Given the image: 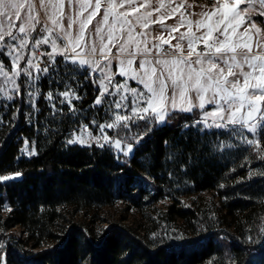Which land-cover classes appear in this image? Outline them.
<instances>
[{"label":"trees","instance_id":"1","mask_svg":"<svg viewBox=\"0 0 264 264\" xmlns=\"http://www.w3.org/2000/svg\"><path fill=\"white\" fill-rule=\"evenodd\" d=\"M97 92L91 81L84 104ZM63 99L55 116L45 96L39 111L18 96L2 115L0 174L20 173L0 182L3 264H264V139L234 143L227 129L192 127L201 111L176 112L126 157L69 144ZM118 205L138 222L97 225Z\"/></svg>","mask_w":264,"mask_h":264},{"label":"snow or ice","instance_id":"2","mask_svg":"<svg viewBox=\"0 0 264 264\" xmlns=\"http://www.w3.org/2000/svg\"><path fill=\"white\" fill-rule=\"evenodd\" d=\"M242 2L237 0L234 7L229 0H216L211 11L201 13L200 19L188 20L181 13L177 24L167 25L164 21L175 16L176 9L166 7L163 0H156L155 4L152 0H0V56L10 57L8 64L0 59V77L5 86L11 85L4 88L5 98L13 99L8 92L22 97L25 89H35L39 77L32 69L40 74L48 72L59 56L74 66L94 64L92 70L99 69L93 81L98 90L93 103L107 104L114 120L90 124L123 156H129L156 123H167L176 112L194 110L202 114L192 127L227 129L248 145L258 144L255 136L264 139V42L253 43L249 28H254L255 22L250 17L243 32L239 31L243 24L234 23ZM260 3L264 6V0ZM153 13L157 14L155 19H151ZM98 16L100 19L93 25ZM158 22L160 29L153 37L149 28ZM185 25L186 30L181 32ZM163 31L168 32L169 38L164 37ZM172 39L177 42L172 44ZM41 45H50L51 50L34 51ZM112 48L117 50L113 58L120 65L116 75L127 77L115 84L113 74L107 70L111 65L107 54ZM24 49H28L31 59L23 55ZM97 55L107 61L104 67L95 62ZM37 56L46 57L45 67L35 63ZM122 56L127 58L120 59ZM85 78L92 79L91 71ZM17 79L21 82L17 83ZM128 80L140 87H130ZM32 94L28 92L29 96ZM59 95L64 97L60 104L70 103L71 90ZM45 98L54 100L56 96L50 91ZM141 123L146 126L143 132L137 131ZM89 126L83 124L81 128ZM105 128H118L116 138L109 137ZM28 142L25 140V144ZM76 142L68 140L69 144ZM19 175L0 174V182Z\"/></svg>","mask_w":264,"mask_h":264},{"label":"rangeland","instance_id":"3","mask_svg":"<svg viewBox=\"0 0 264 264\" xmlns=\"http://www.w3.org/2000/svg\"><path fill=\"white\" fill-rule=\"evenodd\" d=\"M177 5L181 6L180 8L184 10V12L189 11L193 20L200 19V14L203 12H209L211 11L212 7L215 5L216 0H172ZM141 2V0H137V3ZM230 3L233 4L234 7H237V0H229ZM186 10V11H185ZM238 10L240 12V15L237 18V21L234 23L237 25L243 24V27L239 28L240 32L244 31V28L248 27L247 18L250 17L252 21L255 22L254 28H249V33L252 36L253 43L257 40L264 42V24L260 23L252 18V16L256 14H260L261 12H264V6L261 5L260 0H243L242 3L238 4ZM37 11L41 13L40 18L43 20V12L39 9V6L37 5ZM141 12L144 11V9L140 10ZM68 8L67 4L65 3V14H67ZM264 18V15H262ZM100 19V17H96L95 20H93V25ZM214 19V17H213ZM210 22V21H209ZM259 23V24H257ZM67 24V21H65V26ZM39 25H37V28ZM91 28V25L89 26ZM259 29V33L256 32V30ZM150 30V28H149ZM15 31V29H14ZM73 31L75 32V26L73 27ZM137 31H140V28H137ZM196 31V30H195ZM35 34V33H34ZM30 39V38H29ZM203 45V44H202ZM0 47H2V44H0ZM45 50H51L50 45H41L39 49H34V51L41 52ZM116 48H112L111 53H108L109 59L111 60V65L107 69L110 71L113 76L114 80L113 83L122 82L123 80L127 79V77H120L119 75H116V73L120 69L119 60L113 58V56L116 54ZM23 55L26 58L31 59V55L28 52V49L23 50ZM5 56H0V59L4 60ZM101 57L99 55L96 56L95 62L99 63L101 67H104V65L107 63L103 58V60L100 62L98 58ZM8 62L10 60V57H5ZM44 57L37 56L35 58V63L42 59ZM127 57L122 56L120 59H125ZM56 63L51 66V70L48 72H44L42 74L36 73L35 69H32L34 75L38 76V80L35 81L36 88L35 89H25V94L22 96L25 101V105L27 106V111L31 112L32 109L35 108L36 111H39L38 107V100L41 96H47L48 92H53L58 97L60 96L59 93L71 90V98L70 103L73 104L71 107V110H69L66 114H69V120H70V133L68 135V140L75 139L77 142L75 144L87 146V145H97L100 146L103 145H110L113 146L114 149L120 152L119 149H117L113 144H110L106 142L101 133L100 130L95 128V126H92L90 124L91 121H97L98 123H105L112 122L114 120V116H111L109 113V108L107 104L96 106L94 103H90L89 105L84 104V99L87 95V89L90 85L91 81L96 80L97 72L99 69H96L93 71L92 69L95 68L94 64L86 65V66H80V65H72L70 62L65 63V61L60 58L59 56L56 57ZM5 64L6 61L4 60ZM138 62V58H137ZM24 61L21 60L20 64L23 66ZM8 69L5 68V71ZM89 71L92 73V79H86L85 77L88 75ZM11 74V73H10ZM44 80H46V83H44ZM20 79H17V83H20ZM130 87H140L139 85L135 84L133 81L128 80ZM8 87L10 88L11 85L5 86L3 83V77H0V118H2L3 113L6 110H11L12 107L15 105V101L17 99V95L12 92H8L7 95L13 96V99L11 101H8L5 98L4 94V88ZM38 89V91L36 90ZM32 91V95L29 96L28 92ZM130 95V94H129ZM64 98V97H63ZM46 99V98H45ZM46 105L52 109V115L57 114L56 107H52L54 104V100L46 99ZM31 101L36 103L34 104V107L31 106ZM66 103H69L66 101ZM7 104L5 107L4 105ZM6 109V110H5ZM118 111V110H117ZM61 113L58 112V115H61ZM211 123V121H209ZM83 124H89L90 126L87 129L81 128V125ZM163 124V123H160ZM203 128V126H201ZM213 129H217L215 127H212ZM118 128L113 129H107L105 128V132L109 135V137L116 138L115 134ZM91 133V135H89ZM233 137V142H239L241 143L242 140L240 137H238L235 133H231ZM254 140L259 141L261 138L259 136H255ZM83 141V142H81ZM245 142V141H244ZM258 143V144H259ZM26 155L29 154V151L24 152ZM125 216L128 220L127 223H132L133 221L138 222V218H140L139 215L134 216L133 212L126 211L123 205H118L113 208H107L102 212L101 219L98 220L97 225L107 227L109 224H116L119 221V218L121 216ZM96 225V226H97Z\"/></svg>","mask_w":264,"mask_h":264},{"label":"crops","instance_id":"4","mask_svg":"<svg viewBox=\"0 0 264 264\" xmlns=\"http://www.w3.org/2000/svg\"><path fill=\"white\" fill-rule=\"evenodd\" d=\"M152 2H153V4H155L156 0H152ZM163 2H164V4H165L166 7L169 6V5H171L172 8H175V9H176L175 16H173V17H171V18L165 20V21H164L165 24H167V25H175V24H177V23L179 22L180 14H181V13L184 14V16L186 17V19H188V20H193V18H192V16H191V14H190L189 11H186V10H185L186 12H184V10L181 9L182 7L179 6V5H177V4H176L175 2H173L172 0H163ZM180 7H181V8H180ZM156 15H157L156 13H153V16L151 17V19H155V18H156ZM193 21H194V20H193ZM257 24H259V23H257ZM186 27H187V25H185L184 27L180 28V31H181V32H184V31L186 30ZM158 29H160V24H159V22L156 23V24H151V25H150V30H151V33H152V36H153V37L156 36V35L158 34V32H157ZM195 30H196L195 25H193V31L195 32ZM163 35H164L165 38H169V36H168V32H167V31H163ZM172 35H176V36H178L179 34H178V33H173ZM176 42H177V41H176L175 39H172V40H171V43H172V44H175ZM164 47L167 48L168 45H164Z\"/></svg>","mask_w":264,"mask_h":264},{"label":"built area","instance_id":"5","mask_svg":"<svg viewBox=\"0 0 264 264\" xmlns=\"http://www.w3.org/2000/svg\"><path fill=\"white\" fill-rule=\"evenodd\" d=\"M199 48H200V49H202V48H203V45H202V44H200V45H199ZM45 59H46V57H44V58H42V59L38 60L36 63H37V64H39V65H40V67H42V68H43V67H45V66H46V65L44 64V60H45ZM98 60L101 62L103 59H102V57H99V58H98Z\"/></svg>","mask_w":264,"mask_h":264}]
</instances>
